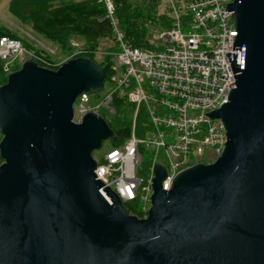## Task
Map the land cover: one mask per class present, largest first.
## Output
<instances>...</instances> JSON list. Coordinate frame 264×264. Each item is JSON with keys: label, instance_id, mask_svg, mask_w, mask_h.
Listing matches in <instances>:
<instances>
[{"label": "water", "instance_id": "obj_1", "mask_svg": "<svg viewBox=\"0 0 264 264\" xmlns=\"http://www.w3.org/2000/svg\"><path fill=\"white\" fill-rule=\"evenodd\" d=\"M236 27L226 53L235 82L220 118L225 147L179 172L169 190L154 167L146 218L127 213L94 174L113 137L94 112L73 122L105 66L74 58L57 69L27 59L0 86V264H264V0L227 3Z\"/></svg>", "mask_w": 264, "mask_h": 264}, {"label": "built area", "instance_id": "obj_2", "mask_svg": "<svg viewBox=\"0 0 264 264\" xmlns=\"http://www.w3.org/2000/svg\"><path fill=\"white\" fill-rule=\"evenodd\" d=\"M103 1L108 17L117 22L112 18L110 0ZM161 1L167 5L168 14L162 13L170 27L154 33L155 39L164 43L132 47L126 36L114 29L116 49L108 52L112 56L107 78L111 86L98 105L90 103L97 93L83 91L75 100L77 110L73 108V122L79 123L88 112L98 114L101 105L114 114V96L133 107L129 137L104 149L100 159L95 158V150L92 157L98 180L116 194L127 213L138 218H146L151 208L156 164L165 169L161 187L169 190L179 172L199 163H214L221 155L227 140L222 120L204 113L227 102L235 82L226 55L232 52L236 37L232 12L226 10L227 3L234 0ZM21 51L19 40L0 37V61ZM38 62L44 65L41 67L56 69L46 60ZM141 109L148 122L136 129Z\"/></svg>", "mask_w": 264, "mask_h": 264}, {"label": "trees", "instance_id": "obj_3", "mask_svg": "<svg viewBox=\"0 0 264 264\" xmlns=\"http://www.w3.org/2000/svg\"><path fill=\"white\" fill-rule=\"evenodd\" d=\"M56 1L58 0H11L9 12L19 22L31 23L38 33L50 36L59 43L73 33L84 36L89 40H98L100 37L105 36L111 37V26L109 21L104 18L105 10L101 4L72 0L68 4L62 3L55 6ZM158 1L141 0L136 4H132L129 0H114L115 16L132 47H151L146 40L149 31V29H146L147 23L165 29L170 27L169 21L164 17H155V6ZM90 55L87 53L83 56L88 57ZM36 62L40 66H44L37 60ZM111 62V56L105 55L103 64L106 70L103 82L107 80L111 73ZM4 70V62L0 61V86L7 82V78H4ZM111 105L115 110V117L113 122L108 125L113 132V137L110 140L116 146L129 137L133 107L127 104L123 98L116 96L112 98ZM137 123L141 128L140 112L136 118V126ZM2 162L3 160L0 157V164Z\"/></svg>", "mask_w": 264, "mask_h": 264}, {"label": "rangeland", "instance_id": "obj_4", "mask_svg": "<svg viewBox=\"0 0 264 264\" xmlns=\"http://www.w3.org/2000/svg\"><path fill=\"white\" fill-rule=\"evenodd\" d=\"M10 1L11 0H0V37L8 36L10 38H19L22 42L24 51H21L17 54H14L10 59H3L4 61V78H7L8 75L16 70H19L23 64L24 61L27 59L32 61H39V59L46 60L50 63H52L55 68L57 69L59 66H61L63 63L72 60L74 58H82L88 59L97 67H104L103 64V58L105 57V53L108 55V52L110 50L116 49L115 41L116 38L113 36V30L118 29L122 34L125 35V32L120 27V23L118 19L116 18L115 14V3L114 0H110L112 6H113V13L112 18H114L117 22H114L112 19L108 17V10L107 5L105 1L103 0H73L75 2L79 1H86V2H96L98 4H101L105 10L104 12V18L107 19L111 26V37L105 36L100 37L98 40H89L84 36L77 35V34H70L68 35L63 42H56V40L50 36H46L44 34L38 33L32 26L31 23L25 22L21 23L18 20H16L11 14H10ZM132 4H136V2H139L141 0H129ZM72 2V0H63V1H56L54 3L55 6L59 4H68ZM109 2V1H108ZM162 12H165L168 14L167 5L159 0L157 2V5L155 6V17H164L166 20L169 21L166 15H164ZM170 23V21H169ZM145 29V28H144ZM146 29H149L148 34L146 36V40L148 44L154 45L155 47H160L162 43H164L163 40H157L155 39V33L154 31H159L165 29L164 27L160 26H152L150 24H146ZM119 32V33H120ZM150 45V46H151ZM91 54L88 57H85L83 55L85 54ZM93 53V54H92ZM111 56V55H109ZM45 57V58H44ZM112 59V56H111ZM115 62V59L113 58V63ZM112 63V62H111ZM111 86V83L107 80L104 81V85L102 89H100L98 92H96L95 99L91 100L92 105H98L101 100L103 99L104 95L108 91V88ZM149 91H147L148 93ZM94 93V92H92ZM74 110H77L78 108V102L75 101L73 103ZM96 111L99 115L105 116V121L109 124L113 122V119L115 117V114H109L108 109L101 105V107L97 108ZM133 113L131 115V127L133 125ZM141 114V125L146 124L148 122V118L145 115L143 109L140 110ZM75 120V119H74ZM138 126V127H137ZM137 128H139V124L137 123ZM140 129V128H139ZM2 138V135L0 134V139ZM101 148L98 150H95L94 155H96L95 158L100 159L99 155H101L102 151L110 145H112V142L110 138L103 140L101 144ZM144 164L141 166V169H144Z\"/></svg>", "mask_w": 264, "mask_h": 264}]
</instances>
